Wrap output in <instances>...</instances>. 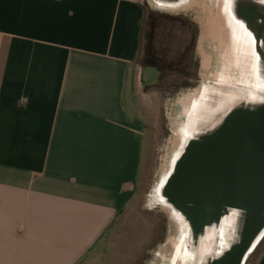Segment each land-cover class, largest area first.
<instances>
[{
  "label": "crops",
  "instance_id": "0c3cea01",
  "mask_svg": "<svg viewBox=\"0 0 264 264\" xmlns=\"http://www.w3.org/2000/svg\"><path fill=\"white\" fill-rule=\"evenodd\" d=\"M153 4L0 0V264H81L124 213L160 125Z\"/></svg>",
  "mask_w": 264,
  "mask_h": 264
},
{
  "label": "rangeland",
  "instance_id": "374dc122",
  "mask_svg": "<svg viewBox=\"0 0 264 264\" xmlns=\"http://www.w3.org/2000/svg\"><path fill=\"white\" fill-rule=\"evenodd\" d=\"M188 2L189 16L171 10L146 27L152 33L156 63L167 69L154 85L160 124L157 141L116 226L101 248L81 264H199L232 241L226 224L215 236L211 233L189 244V229L162 200L161 188L192 133L215 123L233 102L264 100V62L259 43L252 44L246 30L231 28L227 14L220 17L223 0ZM191 13L197 15L195 20ZM180 16L187 21L178 20ZM189 21L201 27L199 37ZM148 41L144 40L141 62ZM263 252L264 235L245 264H257Z\"/></svg>",
  "mask_w": 264,
  "mask_h": 264
},
{
  "label": "water",
  "instance_id": "95a60500",
  "mask_svg": "<svg viewBox=\"0 0 264 264\" xmlns=\"http://www.w3.org/2000/svg\"><path fill=\"white\" fill-rule=\"evenodd\" d=\"M261 36L258 51L264 62V30ZM161 197L185 217L196 237L209 226H225L226 217H239L237 239L228 225L230 244L199 264H245L264 235V100L236 103L215 123L192 133Z\"/></svg>",
  "mask_w": 264,
  "mask_h": 264
},
{
  "label": "flooded vegetation",
  "instance_id": "af4514ba",
  "mask_svg": "<svg viewBox=\"0 0 264 264\" xmlns=\"http://www.w3.org/2000/svg\"><path fill=\"white\" fill-rule=\"evenodd\" d=\"M189 0H153L154 6L157 10L160 11H153L154 14V21H157L158 15L163 13H167L171 10H182L180 14L187 15L188 13L185 12V7ZM263 4V5H262ZM233 14L236 21H239L241 24L235 25V28H242L244 30H251L255 33L256 37L260 40L262 39V31L264 30L263 27V19H264V2L263 1H255V0H234L233 2ZM227 14V13H226ZM189 16V15H187ZM197 15L191 13L190 19L195 20ZM228 20L234 19L233 17L227 14ZM178 20L187 21L184 17H177ZM192 28L196 31V37L200 36V26L197 24L190 22ZM230 27L232 28V22H228ZM262 26V27H261ZM234 28V27H233ZM261 31V32H259Z\"/></svg>",
  "mask_w": 264,
  "mask_h": 264
},
{
  "label": "bare ground",
  "instance_id": "6f19581e",
  "mask_svg": "<svg viewBox=\"0 0 264 264\" xmlns=\"http://www.w3.org/2000/svg\"><path fill=\"white\" fill-rule=\"evenodd\" d=\"M255 1H263V0H255ZM233 2H234V0H223V3L221 2V6L219 7L220 8V10H219V14H220V17H222L223 18V16L222 15H224V14H228L229 16H231V17H233L234 18V14H233ZM263 5V4H262ZM220 19L221 18H219V25H220ZM232 22V26L235 28V25H237V24H241V23H239V21H236V19L234 18V19H232V20H228V22ZM220 28H221V25H220ZM237 29H238V26L236 27ZM246 35L248 36V38L251 40V42H252V44H255V45H258V43H260V40L256 37V35H255V33H253L251 30H249V29H247L246 30ZM239 102H242L241 100H238V102H233L231 105H230V107H232L233 105H235L236 103H239ZM184 148V147H183ZM162 200L168 205V206H170L171 207V209L174 211V213H175V215L180 219V220H182L184 223H185V225H186V227H187V229H189V224H188V221L185 219V217L182 215V214H180L177 210H175V208H173L168 202H166L165 201V199L164 198H162ZM227 219H226V224L227 225H230V226H232V230H233V232H234V236H233V239H234V241L237 239V232H238V230H237V223H238V220H239V217H237L236 215H232V216H229V217H226ZM188 231V234H189V244H191L192 242H196V244L197 243H199L201 240H203L204 239V237L205 236H207V235H209V234H211L212 233V235L213 236H215V233L217 232V224H215V225H212V226H209V227H207L200 235H199V237H196V236H193L192 234H191V232H190V229L189 230H187ZM209 239V238H208ZM225 249H223V250H221L220 252H219V254L220 253H222L223 251H224ZM218 254V255H219ZM212 255V254H211ZM213 256V255H212ZM213 257H216V256H213Z\"/></svg>",
  "mask_w": 264,
  "mask_h": 264
},
{
  "label": "trees",
  "instance_id": "16d2710c",
  "mask_svg": "<svg viewBox=\"0 0 264 264\" xmlns=\"http://www.w3.org/2000/svg\"><path fill=\"white\" fill-rule=\"evenodd\" d=\"M153 19H154L153 12H149L147 14V16H146L145 25H144L143 43H144L145 39L149 40V41L147 42V44H148L147 56L145 57V59H143L142 65L147 66V67H154L161 74V73H163V69L166 70V71H167V69H166V67L158 65V63H156V59H155V57L153 55L154 53H153V50H152V33L151 32H147V28H146L148 25H150L152 23ZM161 76L163 77L162 74H161Z\"/></svg>",
  "mask_w": 264,
  "mask_h": 264
}]
</instances>
